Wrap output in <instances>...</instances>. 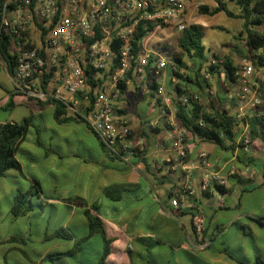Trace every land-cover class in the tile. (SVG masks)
I'll use <instances>...</instances> for the list:
<instances>
[{"label": "built area", "instance_id": "1", "mask_svg": "<svg viewBox=\"0 0 264 264\" xmlns=\"http://www.w3.org/2000/svg\"><path fill=\"white\" fill-rule=\"evenodd\" d=\"M189 0H3L0 10V31L12 38L10 50L16 66L12 76L14 89L36 102L61 103L67 115L83 121L99 142L124 163L132 158H145L147 139L133 134L130 118L118 106L121 96L119 83L126 78L133 58L132 41L138 25L151 30L139 40L138 63L134 69L138 94L152 97L158 103L157 117L150 121L152 128L160 127L162 120L172 139L170 150L180 164L184 179L169 196V204L177 212L190 205L194 197V171L203 169L199 188L213 192L226 187L230 178L252 176L248 167L239 168L233 158L222 170H213L205 152L187 160L185 129L175 119L177 102H199L193 91L177 98L162 95L151 87L155 79L173 68L170 57L161 54L165 33L181 35L187 20ZM45 30V32H43ZM161 36V37H160ZM158 48V50H157ZM264 53V47H263ZM212 58L209 64L218 65ZM264 69V65L262 66ZM86 70H92L97 83L91 88ZM255 65L243 58L236 71L237 85L229 88L223 76L222 86L237 108L235 125L236 146L248 153L251 146L249 118L262 105L259 86L255 81ZM149 76V77H148ZM208 75L206 74V77ZM150 79V80H149ZM149 80V83L146 81ZM204 124L202 118L197 120ZM159 147V146H157ZM171 159H160L152 165L157 171L161 165L175 169ZM194 231L187 235V244L195 250H204L208 242L203 238L202 219L194 218Z\"/></svg>", "mask_w": 264, "mask_h": 264}, {"label": "rangeland", "instance_id": "2", "mask_svg": "<svg viewBox=\"0 0 264 264\" xmlns=\"http://www.w3.org/2000/svg\"><path fill=\"white\" fill-rule=\"evenodd\" d=\"M223 1L228 9L234 13L238 12L233 2L230 0ZM202 5L213 8L215 1L189 0L186 24H197L203 28L202 41L206 48L205 54L209 58L206 65L212 58L222 61L223 57L227 56L234 61L239 69L241 60L246 56L244 42L242 37L239 36V31L243 30L242 20L229 17L223 12L213 16L203 14L199 10V6ZM256 30H261V27H256ZM175 36L177 34L171 33L168 36L167 32L165 33L163 41L166 43L165 47L159 48V50H162L161 54L163 56L169 58L170 54L177 49V38ZM186 60L189 69L185 72L194 70L198 60ZM222 78L221 75L212 77V86L204 92H225L221 82ZM258 79L260 81L258 92H264V82L261 76ZM176 81L177 79L174 77L172 84L174 85ZM173 85L169 89L165 87V96L175 98ZM231 87L234 86L229 85V88ZM134 89L133 83L129 82L123 93L125 101L130 103L128 107L131 115L137 117L138 114L149 119V121H153L158 113V108H156L159 106L158 102L155 105L156 107H148L146 102L135 104ZM213 94L215 93H208L207 95L199 93L200 102L206 107L210 97H214ZM150 98L148 103L151 104L153 100L151 96ZM259 108L260 106L257 109ZM21 111L31 116L29 131L21 142V148L28 152L18 151L16 153V158L23 165L21 172L9 170V174L0 179V241L3 238L8 240L13 237L10 241L0 242V264H96L103 248V240L98 233L92 235L88 240L75 241L74 244L67 239H43L46 234L50 235L60 227H68L71 234L76 237H83L86 234L87 227L81 213L82 201L70 202L76 211L73 216L70 214V208L64 204L53 208L50 205H45L44 202L46 197L66 198L71 195L72 198H86L87 195L92 199H99L101 214L106 217L115 215L119 204L116 201L107 199L95 189L96 186L92 179L84 177L81 180L86 187V191H81L77 183L78 172L81 173L79 168L83 167L79 157L90 158L97 155L99 151L104 154L102 146L83 122L56 123L53 119L51 106H39L32 103L31 110L18 108L11 114L15 119H21ZM9 115L8 110L0 109V118ZM161 124H164L163 128H165L164 120ZM244 167L246 166L240 168ZM56 172L59 174V180L54 182L52 174ZM64 174L74 175V178L66 180L63 177ZM255 176L254 173L252 177L255 178ZM31 177L40 180L42 194L37 190L36 185H33ZM229 182V185L235 184L231 195L226 197V204L230 208L218 211L220 212V219L216 223L223 226L227 225L231 219L240 214L241 218L238 222L241 221L247 224V227L241 230L245 233L241 231L240 235L230 233L233 229H237L235 226L237 222L227 226L225 229L226 234L215 239L208 249L200 250L197 259L194 262L191 261L192 264H220L217 261L205 258V256L215 254L221 249L235 257H240L242 254L248 257L242 258L247 262H254L256 256H260L264 261V225H260L246 217L247 214L255 213L254 215L259 216L264 212V186L257 180L247 184H237L235 180ZM66 189H68L67 192H65ZM18 190L26 194L25 205L31 202L32 210L28 211L25 216L14 217L10 211V205ZM63 191L64 193H62ZM150 193H153V197H155L156 191L150 190L146 198L143 199L147 203L145 204L147 207L142 213L144 218L154 210L149 207ZM39 195L43 199V205L40 206L37 204ZM72 198H70V201ZM161 199L163 198L161 197ZM158 206L159 201H155V207ZM122 211L123 215L129 213L128 208H124ZM7 234L9 236H6ZM14 246L20 247L24 253L13 248L7 252V249ZM77 246L80 248L77 249ZM46 249H50L51 252L69 250L70 254L60 257L54 256L52 259L46 258L40 263L39 254ZM111 262L113 264H117V262L119 264H126V262L132 264L128 255L125 258L112 254Z\"/></svg>", "mask_w": 264, "mask_h": 264}, {"label": "crops", "instance_id": "3", "mask_svg": "<svg viewBox=\"0 0 264 264\" xmlns=\"http://www.w3.org/2000/svg\"><path fill=\"white\" fill-rule=\"evenodd\" d=\"M170 34L168 33L167 35L170 36ZM175 37L177 38V36ZM165 44L166 43L162 45V48L165 47ZM196 63L198 64V62ZM256 71L257 73L255 74V81L260 87V81L258 78L261 76V79L264 82V69L262 68V66H259L256 67ZM206 74L208 75V73L204 74L205 77ZM217 75L224 76V73L221 72ZM207 77H209V75ZM168 81H174V77H170L169 69L166 70V72L160 78L154 80V82L158 85V89L160 90L162 95H165V87L169 89V87L171 86L168 84ZM123 93L119 98L118 106L123 107L122 111L127 113V115L129 116L130 125L134 134L136 136H142L147 139L148 147L146 157L143 159L138 157L132 158L130 163L127 164L122 162L118 158H115V156L108 155L102 148L104 154L99 151L97 155H93V157L90 158L79 157V160L83 163V167L79 168L81 173L77 171V183L80 187V190L86 191V187L81 181L84 177L92 179L96 186L94 187L95 189H97L107 199L116 201L117 204H119L115 211L116 214L111 217L104 216L100 212V206L98 203L99 199L95 200L91 197H87V195L86 198H72L71 195L67 196L66 198L46 197L44 204L50 205L53 208L58 207V205L64 204L70 208V214L73 216L76 211L72 206L73 204L70 202H74L76 200L82 201L81 213L83 219H85L87 227L86 234L83 235V237H76L74 234H71L68 227H60L71 234V238L67 240L72 242L73 244L75 241L88 240L92 235L97 234L94 233L89 236V228L87 219L84 215V209H91L94 213H96L103 220L106 234L111 240L110 252L106 258L105 264H113L111 262L112 254H116L117 256L125 258L128 255L132 264H192L191 261L194 262L197 259L199 255L198 253L200 251L191 248L187 244V235L192 230V219L197 217L202 219L204 225L203 238L208 242V245L204 250L212 246L215 239L220 238L221 236L226 234L225 229L227 226H230L237 222L235 225L237 229H233L230 232L237 235H240V231L247 227V224L242 223L241 221L238 222V220H240L241 218L240 214L236 215V217L231 219L228 224L224 226L216 223V221L220 219V212L218 211L230 208V206L226 204V197L228 195H231L235 184L229 185V181L235 180L237 184H247L253 183L257 180L260 184H262V186H264V138L253 140L249 152L245 153L240 147L236 146V135L233 138V141H225L223 147L215 143L208 142L200 137L189 134L185 135L184 145L187 149V160L195 159L200 152H205L211 162V168L213 170H222L234 158L237 167L240 168L241 166H246L253 170L256 176L255 178H253L252 176L250 177L247 175H242L238 178H230L227 186L224 187V191L217 189L213 192H203L199 188V179L204 174V170L196 169L194 171L193 177L195 195L194 197L189 199L191 206L185 208L181 212H177L169 204V194L181 184L184 179V172L180 164L177 163L178 159H176L175 154L170 150L172 139L170 138L169 133L165 128L160 127L158 129H154L150 127L149 119L143 116H139L138 114L137 117L132 116L128 107L130 103L129 101H125V99L123 98ZM195 93H197L198 95L199 93H201L202 95L215 93L213 94L214 96L218 94L223 100L221 106L222 109H226L230 112L236 113L237 116V108L232 104V101H230V107L226 106L228 101L226 92ZM260 93L264 94V92H259V94ZM134 97L135 104H137L138 102H146L148 107H153L152 104L148 103L151 99L150 96H143L142 98L134 89ZM32 103H35L39 106H51L54 119L55 104L53 102H36L35 100L28 98L24 94L15 91L12 77L7 70L5 61L0 56V109L8 110L10 113L9 116L0 118V123H21L24 121V119H28L30 121L31 116L27 115V113H25L24 111H21V119H15V117L11 113L15 112L18 108H28L31 110ZM158 103L161 106V102ZM199 103H201L200 95ZM202 106H204V104H202ZM205 110H207V108ZM254 114L256 116H261L264 114V111L256 109ZM69 122L83 121L75 119L56 123L63 124ZM85 126L94 135V133L87 127L86 124ZM28 131L29 127L27 128L25 135L28 133ZM234 132L236 134V131ZM94 137L97 139L95 135ZM22 140L17 147L15 157L18 151L28 152L21 148ZM160 159H171V163H176L177 167L175 169L168 170V165L163 164L157 171H154L152 165L155 162H158ZM19 163L21 165V170L16 171L21 172L23 169V165L20 161ZM8 171L9 170L5 172L1 179L9 174ZM52 176L54 182H57V180H59V174L57 172L55 174L53 173ZM63 177L67 180L68 178H74V175L68 176L67 174H64ZM34 180L39 183L41 188L40 192L42 194L43 191L40 180L36 177H31V181L34 182ZM115 185L121 187L117 188V199H112L105 195L104 189ZM150 190L156 191L155 197H153V193H150L149 207L153 208L154 210L144 218V215H142V213L143 211H145V208L147 207L145 204L147 203H145L143 199L146 198ZM67 191L68 189L65 190V192ZM18 192L21 191L18 190ZM62 193H64V191ZM161 197L163 199H161ZM38 198L39 199L37 204L39 206L43 205L42 197H40L39 195ZM70 198H72L71 201ZM155 201H159L158 207H155ZM12 205L13 200L10 205V211ZM124 208H128L129 213L123 215L122 210ZM26 214L20 216H25ZM254 214H247L246 217L257 222L260 225H264V219H261L262 217H264V212L259 216H256ZM6 236L9 235L7 234ZM52 238L66 239L61 237ZM12 239L13 237L8 240H5L3 238L0 242L10 241ZM43 239L46 240L47 238L43 237ZM12 248L20 251L21 253H24V251L17 246L10 247L9 249H7V252ZM79 248L80 247L77 246V249ZM51 253L57 252H51L50 249H46L43 253H40V263L47 258L48 254ZM136 258H138L139 260ZM205 258L212 259L213 261H217L220 264H237L236 260L245 261L242 258L248 257L242 254L240 255V257H235L227 253L225 250L223 251L221 249L215 254H207ZM117 264H119V262H117ZM126 264L129 263L126 262Z\"/></svg>", "mask_w": 264, "mask_h": 264}, {"label": "trees", "instance_id": "4", "mask_svg": "<svg viewBox=\"0 0 264 264\" xmlns=\"http://www.w3.org/2000/svg\"><path fill=\"white\" fill-rule=\"evenodd\" d=\"M215 6L208 8L205 5L199 6V10L203 14L216 15L223 12L229 17L239 18L242 20L243 30L239 31V36L242 37L244 46L246 49L245 58L256 67L264 65V53L262 49L264 47V0H230L237 7L238 12L234 13L227 8L226 3L223 0H214ZM3 0H0V10ZM256 27H261V30H256ZM151 30V27L144 28L142 24L138 25L137 31L134 34L132 41L133 58L130 63L129 71L126 78L119 83L120 93L122 94L128 83L131 82L134 85L135 91L138 92L140 85L137 84L135 76L133 74L135 67L138 63V56L140 47L138 40ZM45 32V30L43 31ZM203 28L197 24H189L183 33L177 37V49L170 54V59L173 61V68H169L170 77L177 79L173 85L172 81H168L169 85H173L175 98L179 95L185 94L189 90L193 92H204L211 85V78L217 76V74L223 72L225 81L232 86L237 85L238 77L236 71L238 67L234 61L227 56L223 57L222 63L218 65L209 64L208 56H206V48L202 41ZM12 38L6 34L3 30L0 31V56L5 61L7 70L11 77L14 75L16 58L10 50ZM186 59L198 60V64L194 70L188 71L189 65ZM208 73L209 77H205L204 74ZM89 86L92 88L98 81L94 77L92 70H86ZM149 77V76H148ZM150 80V79H149ZM149 80L146 82L149 83ZM151 87L158 90V85L153 82ZM262 106L259 110L264 111V94H261ZM159 102V100H158ZM223 100L216 94L214 97H210L206 107L202 106L199 102L190 101L189 103L177 102L176 111L174 113L175 119L185 129L186 134L200 137L208 142L215 143L221 147L225 141H233L235 137L234 128L238 123L236 113L230 112L226 109H222ZM54 119L56 122H65L69 120H80L73 115H67L66 107L61 103H54ZM207 108V110H205ZM202 118L204 121L203 126L199 125L197 120ZM30 125L28 119H24L21 123H0V179L7 170L15 169L21 170V165L15 157V152L20 141L25 136L27 128ZM156 127L154 129H158ZM249 133L251 143L255 139L264 138V114L261 116H253L249 118ZM134 134V132H133ZM101 144V143H100ZM104 151L113 156L103 144H101ZM117 158V157H115ZM232 178H238L233 176ZM240 180V179H239ZM33 185H36L37 190L40 192L41 188L39 183L34 180ZM121 186H112L104 189L106 196L117 199V188ZM219 190L224 191V187H217ZM173 191L169 194V196ZM24 193L18 192L13 198V205L11 213L13 216H20L26 214L31 210L32 206L29 202L25 205ZM84 215L87 219L89 236L98 233L103 240L102 253L96 264H105L106 258L110 252L111 240L106 234L103 220L94 213L91 209H84ZM261 219H264L262 217ZM194 219H192L191 225L194 231ZM61 237L70 239L71 234L63 228H59L53 231L45 238ZM70 252H57L48 254L47 258L60 257L63 255H69ZM254 262H247L236 260L237 264H264L263 259L260 256H256Z\"/></svg>", "mask_w": 264, "mask_h": 264}]
</instances>
